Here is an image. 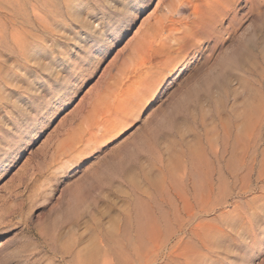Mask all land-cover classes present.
<instances>
[{"label":"rangeland","instance_id":"374dc122","mask_svg":"<svg viewBox=\"0 0 264 264\" xmlns=\"http://www.w3.org/2000/svg\"><path fill=\"white\" fill-rule=\"evenodd\" d=\"M20 1L0 0V264H264V0ZM167 16L179 44L145 52Z\"/></svg>","mask_w":264,"mask_h":264},{"label":"bare ground","instance_id":"6f19581e","mask_svg":"<svg viewBox=\"0 0 264 264\" xmlns=\"http://www.w3.org/2000/svg\"><path fill=\"white\" fill-rule=\"evenodd\" d=\"M28 1V0H27ZM33 1V0H32ZM145 0H129L128 2H130V6L128 7L127 10V14H129V12H132L135 8V4H143ZM204 4L203 5H199L197 3H194L191 7V9L193 10V13L197 16V17H207V16H212L214 11L216 9H218L222 4V0H203ZM227 2L229 3V0H227ZM36 3V1H35ZM39 3L41 5H43V7H47V9H51V6H47L50 5L49 2L47 0H40ZM127 3V2H126ZM11 6L13 12L16 15L21 14V12L25 11L26 12V3L25 2H21L20 0H12L11 2ZM61 4V3H60ZM63 4V3H62ZM30 5V4H28ZM33 5V4H32ZM28 7V6H27ZM31 7V5L29 6ZM38 7V6H37ZM42 7V6H41ZM32 8V7H31ZM29 8V9H31ZM9 9V8H8ZM28 9V8H27ZM142 9H144V7H142ZM141 9V10H142ZM11 10V11H12ZM41 10V9H40ZM34 13H35V18L38 17L37 8L33 9ZM48 11V10H47ZM167 11V10H166ZM45 12V11H44ZM1 13V12H0ZM32 13V12H31ZM41 13V12H38ZM51 14H55L56 11L53 10V12L50 10ZM172 13H176L173 12V10H169L168 14H172ZM12 14V13H11ZM27 14V13H26ZM45 14V13H44ZM32 15V14H31ZM134 15V14H133ZM45 17V16H44ZM34 18V20H35ZM47 18V17H45ZM17 20V18H15ZM38 19V18H37ZM48 19V18H47ZM32 20V19H31ZM33 21V20H32ZM173 21V22H172ZM19 22V21H18ZM25 22V21H24ZM50 23V21H48ZM170 22H172V24H170ZM36 23V22H35ZM23 24V23H22ZM158 29L150 35V37L147 39V41L142 42L141 44V48L143 50H145V52L149 53V51L152 50L153 52V48H155L154 46H156V44L159 42L160 48L158 49V51H162L163 53L169 54L170 51L174 48L175 45L179 44V38L177 37L178 32H184L185 28L183 27V23L180 21H176L174 22V20L170 21V17H166L164 19H161L160 21H158ZM35 25V24H34ZM32 26V24H31ZM118 26V25H116ZM157 26V25H156ZM26 27V26H25ZM181 27V28H180ZM29 28V27H26ZM118 29V28H117ZM125 29V28H124ZM37 31V30H36ZM35 31V32H36ZM34 32V31H33ZM220 31H218L217 29V33H219ZM168 33L167 36L164 37V35ZM24 34V33H23ZM28 35H30L28 33ZM219 35V34H218ZM31 36V35H30ZM37 37V36H36ZM184 39V38H183ZM160 40V41H159ZM97 45L99 44V41H96ZM241 48L237 51L236 49L233 50L230 55L223 57L220 61V64L225 68V67H235L239 64L240 60V52H243L244 54H249L251 48H252V39H248L247 41H245V43L240 45ZM160 51V52H161ZM172 53V51H171ZM157 58V57H156ZM159 58V57H158ZM157 58V59H158ZM161 58V57H160ZM163 58V57H162ZM141 60V59H140ZM147 61L143 62V65H146ZM139 64V63H138ZM152 64V63H151ZM146 68V67H145ZM206 81H215V83H219L222 78H223V74L222 72H220L219 70L212 72L209 75L205 76ZM193 91H196V89H193ZM192 91V92H193ZM192 94H187L185 95V97H190ZM21 142L24 140H22V138L19 139Z\"/></svg>","mask_w":264,"mask_h":264}]
</instances>
